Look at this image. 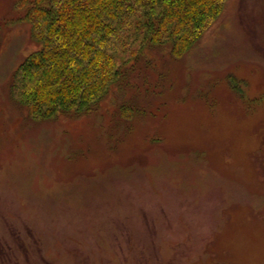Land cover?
Listing matches in <instances>:
<instances>
[{
  "label": "rangeland",
  "instance_id": "rangeland-1",
  "mask_svg": "<svg viewBox=\"0 0 264 264\" xmlns=\"http://www.w3.org/2000/svg\"><path fill=\"white\" fill-rule=\"evenodd\" d=\"M0 0V264H264V0H225L180 58L154 49L95 111L9 94L37 45Z\"/></svg>",
  "mask_w": 264,
  "mask_h": 264
},
{
  "label": "trees",
  "instance_id": "trees-1",
  "mask_svg": "<svg viewBox=\"0 0 264 264\" xmlns=\"http://www.w3.org/2000/svg\"><path fill=\"white\" fill-rule=\"evenodd\" d=\"M225 0H16L37 45L14 69L9 94L32 120L88 115L129 85L154 49L191 51Z\"/></svg>",
  "mask_w": 264,
  "mask_h": 264
}]
</instances>
